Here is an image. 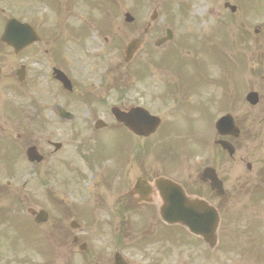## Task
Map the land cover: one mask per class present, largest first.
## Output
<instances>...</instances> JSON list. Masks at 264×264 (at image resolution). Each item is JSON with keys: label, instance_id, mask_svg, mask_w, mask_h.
I'll return each instance as SVG.
<instances>
[{"label": "flooded vegetation", "instance_id": "1", "mask_svg": "<svg viewBox=\"0 0 264 264\" xmlns=\"http://www.w3.org/2000/svg\"><path fill=\"white\" fill-rule=\"evenodd\" d=\"M213 2L215 7L207 8V11L213 13L216 19L209 26L216 29L220 25L224 32L192 43L190 49L183 51L187 61L183 60L180 68L182 74L201 73L202 80H211L212 85L218 81L223 90L221 105L232 111L239 125L245 129L243 152L244 159H249L250 152L259 147L264 139L263 118L258 123L259 126L262 124L259 144L257 147L252 144L254 136L251 128L255 121L250 116V111L256 110L264 114V0H252L250 3L249 0ZM201 10L205 11V8ZM8 11L18 17L20 23L28 24L37 38L36 42L23 46L17 53L0 42V72L14 74L12 78L20 86L16 97H26L36 103L41 101V79L46 68L49 73L46 82L52 79L51 71L59 69L72 86L70 94L81 93L77 64L84 58L85 50L80 49V42L70 34L80 27L73 24V15L88 12V1L0 0V34L5 22L11 18L7 16ZM207 15L209 18L210 14ZM235 21L238 32L232 36L230 32ZM181 37L185 42L184 34L181 33ZM74 44L78 46L70 53V47ZM60 49L63 50L60 52ZM43 53L48 56L45 57ZM45 59L49 60V64ZM17 75L22 79L21 83H18ZM52 82L60 88L57 82ZM250 92L258 96L256 106H249L245 102V96ZM62 95L70 102L68 94L62 92ZM74 101H77L75 97ZM15 122L7 110L0 117V128L11 127ZM1 143L4 144V141L1 140ZM253 161L256 165H263L258 158ZM255 172L264 177L262 167L255 168ZM36 175L38 177V173ZM89 206L69 200L65 201V206L64 201L50 203L52 215L44 225L37 226L34 235L43 241L42 249L54 264H185L184 253L181 254L184 246L182 233L166 226L158 210L151 212L148 207L135 202L122 207L107 201L91 208ZM106 210L108 214H104ZM141 223L149 226V236L145 240L147 245L135 242L134 232ZM232 235V248L225 253L228 264H264L258 256V252H264L257 246L255 235L249 232L241 238L238 233ZM169 245L177 252L170 253L167 250ZM190 249L197 256L207 247L197 240ZM208 264H217V258L210 257Z\"/></svg>", "mask_w": 264, "mask_h": 264}, {"label": "rangeland", "instance_id": "2", "mask_svg": "<svg viewBox=\"0 0 264 264\" xmlns=\"http://www.w3.org/2000/svg\"><path fill=\"white\" fill-rule=\"evenodd\" d=\"M154 3V1H152V2H149V3H147V4H149L150 5V7H152V4ZM124 6H128L129 4L127 3H124L123 4ZM144 7H146V4L144 5ZM124 8H127V7H124ZM2 180H3V176L2 175H0V181L2 182ZM4 183V182H3ZM7 198L6 197H4V198H2V197H0V210L3 208V205H6V206H8V204L6 203L7 202Z\"/></svg>", "mask_w": 264, "mask_h": 264}]
</instances>
